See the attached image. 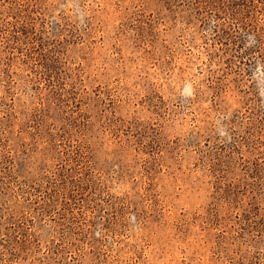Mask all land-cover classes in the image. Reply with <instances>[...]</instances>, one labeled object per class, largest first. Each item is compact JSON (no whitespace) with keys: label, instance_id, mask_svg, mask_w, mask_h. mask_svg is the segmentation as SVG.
<instances>
[{"label":"rangeland","instance_id":"374dc122","mask_svg":"<svg viewBox=\"0 0 264 264\" xmlns=\"http://www.w3.org/2000/svg\"><path fill=\"white\" fill-rule=\"evenodd\" d=\"M0 264H264V0H0Z\"/></svg>","mask_w":264,"mask_h":264}]
</instances>
